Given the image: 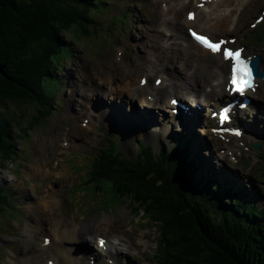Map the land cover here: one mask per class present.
I'll return each instance as SVG.
<instances>
[{
    "label": "rangeland",
    "instance_id": "rangeland-1",
    "mask_svg": "<svg viewBox=\"0 0 264 264\" xmlns=\"http://www.w3.org/2000/svg\"><path fill=\"white\" fill-rule=\"evenodd\" d=\"M165 2L166 0H107L108 11L94 14V22L83 30L90 37H82L77 27H71L67 37L62 35L72 56L69 61L64 60L54 67L55 76L59 79H56V86L49 90V95L55 94L58 97L51 107L52 113L42 119V123L35 125L44 114L40 99L32 96L25 97L24 103L0 104L1 118L11 120L22 128H30L25 134L19 133L21 139L13 142L16 150L14 158L0 162V188L12 191V199L17 206L15 209L7 207L4 214H0V264H20L27 259V264H90L88 260L94 262L95 255L91 258L79 256L86 247L79 238L72 236L73 231L76 233L82 226V231L90 241V248L98 255L95 263L100 260L103 261L102 264H151V256L157 253L156 237L158 225L161 224L154 210L152 209L150 217L144 210L135 212L129 204L133 202V197L120 200L111 193H94L91 185H81L85 180V170H81V167L86 163L85 159L105 146L103 141L112 137L111 134L118 139L121 149H125L133 141L135 149L131 157L135 158L136 149L138 150L137 142L134 143L137 140L136 134L132 135L131 141H125L118 134L120 129L113 130L111 121L105 118L100 121V110L97 108L102 101L101 108L114 115V109L125 99L123 96L126 95L124 90L127 85L144 81L143 84L148 82L152 89L159 88L160 84L157 85L156 81L160 79L166 84L167 98L171 97V101L174 99L182 106H191L189 101L183 104L181 100V95L185 94L182 90L185 81H192L190 86L202 85L205 89L214 87V84L223 85L226 81L228 67L225 65V74L221 77L218 61L186 41V27L182 31L185 35L183 38L176 27L166 28L163 23H157V18L168 15L165 10L161 11L165 9ZM187 3L188 0H185L186 6ZM220 10L225 11V15L229 17L224 25L213 28L215 18L219 17V13H214L213 9L207 14L209 20L203 24L205 28L194 26L191 29L203 30L210 36L223 39L224 46L242 48L244 56L260 52L254 56L260 57L264 67V0H234L232 3H224ZM120 12L129 17L126 21L125 15L122 16L121 25L112 16ZM122 31L125 32L124 35ZM204 63L214 67L213 78H204L209 74V70L202 69ZM163 78H167V81ZM173 84L177 85L174 87L175 91H171ZM96 90L101 91L98 97H95ZM153 92L156 93L154 90ZM248 95L252 101L251 109L236 114V120H242L241 125L234 120L226 128L233 131L231 126L237 127L243 132V136L235 135L240 141H229L242 144V150L251 156L252 162L238 157L227 148V141H222L218 135L212 132L202 133V129H199H215L216 119H206L205 123L208 124L205 127L196 125L189 138L193 137V144L197 138L208 148L220 149L218 157L214 158V167L218 171L202 172V164L197 160V177L210 179L217 185L223 181L235 183L232 184L233 188L242 190L246 200L260 210L264 208V165L254 158L255 152L250 144L256 139L252 136V129L258 130L254 117L264 121V84H257L254 93ZM214 97L217 96L205 100H220ZM208 105L205 103V106H200L203 116L209 114V108L206 111ZM210 109L217 111L216 107ZM156 110H160L157 113L160 116L164 107L158 105ZM126 112L124 103L123 113L127 118ZM166 115L164 114L166 118L171 119L169 113ZM175 128L180 130L173 123L167 124L173 143L178 137ZM124 129L125 127L121 130ZM262 130L263 126L260 133ZM51 134H54L53 140L47 142ZM142 135L145 136L144 133ZM263 140L264 137L261 141ZM148 141L154 143L156 149L162 145H172L163 141L158 144L153 137L145 140V143ZM202 155L208 157L205 152ZM223 155L226 156L225 160L222 159ZM214 176H220L221 179H214ZM50 192H54L53 209L41 212L39 201L42 200V194L48 193L47 200L51 201ZM140 208L143 209L142 206ZM58 218L66 221L69 231L65 233L64 241L59 243L57 241L63 228L62 224L57 225ZM53 228L56 232L54 239ZM45 240H48L47 244L44 243ZM107 240L115 241L118 256L110 258L102 251L98 242L107 243ZM50 241L56 243L50 245Z\"/></svg>",
    "mask_w": 264,
    "mask_h": 264
},
{
    "label": "trees",
    "instance_id": "trees-1",
    "mask_svg": "<svg viewBox=\"0 0 264 264\" xmlns=\"http://www.w3.org/2000/svg\"><path fill=\"white\" fill-rule=\"evenodd\" d=\"M100 10L108 11L107 0H0V104L24 103L25 97L32 96L40 99L44 114L35 125L42 123L51 114L56 96L49 95L59 79L54 67L72 56L62 35L77 27L82 37H90L83 30L90 27L92 16ZM122 16L126 20L125 13L114 16L119 25ZM28 130L0 117V162L14 158L13 142L21 139L19 133ZM183 138H178L170 151L161 147L158 156L139 143L143 149L140 157L147 156L143 167L153 171L156 180H152L184 203L169 196L177 211L174 221L151 194L141 195L121 181L126 175L107 158L106 151L100 150L91 164L83 166L90 175L85 183L93 184L100 192L105 189L104 194L112 192L117 198L133 197L134 204L142 206L150 217L154 210L161 224L159 251L151 258L152 264H264V208L258 210L249 204L231 185L198 179V164L191 160L186 145H181ZM109 142L108 149L119 154ZM261 151L264 162V145ZM128 177L135 179L138 175ZM12 196L11 190L0 188V214L7 207L16 208Z\"/></svg>",
    "mask_w": 264,
    "mask_h": 264
},
{
    "label": "bare ground",
    "instance_id": "bare-ground-1",
    "mask_svg": "<svg viewBox=\"0 0 264 264\" xmlns=\"http://www.w3.org/2000/svg\"><path fill=\"white\" fill-rule=\"evenodd\" d=\"M233 1L234 0H188L187 6H186L185 0H166L165 9H162L161 11L164 12L165 10V12H168V15L164 18H157V23L158 24L163 23L164 27L166 28H168V26L172 28L176 27L183 35L182 31L184 30L185 27L186 29H189L194 26H196L197 28H205L203 24H205L209 20L207 17V14H209V11H213L214 9V13H219L218 14L219 17L215 18V23L213 26V28L215 29V28H218L220 25H224V23L229 19V17L225 15V11L220 10L221 6L226 2L232 3ZM178 7H181V8L177 11ZM189 13L194 14V18L191 20L188 19ZM158 14H160L159 11H158ZM178 30L177 32L181 36ZM157 34H160V32ZM183 38H185V35H183ZM185 39H187L186 41L192 44L190 40L188 39L187 34H186ZM200 52H202L203 54L207 53L203 51L202 49ZM257 54H260V52H254L253 54L247 55V56H254ZM214 58H216V60L218 61L217 63L220 65L221 69H220L219 74H221V77H223L225 74V71H224L225 65H227L228 70H229V63L224 62L221 59L220 54L216 55ZM213 68L214 67H212L211 64L204 63L202 69L209 70V74L204 77L205 79L207 77H212V78L214 77L215 74H214ZM122 75L123 77H125L124 73H122ZM129 76L132 77L130 73H129ZM167 77L169 78V75ZM195 78L196 77H194V79ZM163 79L164 81H167V78H163ZM190 82H187V81L184 82L182 86V90L185 92V94L181 95V100L183 104L184 102L186 104V101H189L191 106L185 105L182 108L180 107V104H177V103L173 104L171 101L172 100L171 97H168V98L166 97L167 95L166 94V84L165 82L163 83L162 80L160 81L159 88L155 87L153 89L151 88L148 82H146V84H141V82L133 83L132 85L129 84L125 87V90H124L126 92V95L123 96V98L125 99L121 100L120 104L117 105V107L114 109V115L111 111L106 112L104 108H101L102 101L99 102V105L97 106V108L100 110L98 111V115L100 116V121H102L103 118L107 119L108 121H111V124L114 128L113 130H119V129L121 130L123 126H128L130 128V132L126 135L125 141H129V140L131 141L133 139L131 138L132 135L136 134L137 140H140L142 142H145V140H148L149 138L153 137L155 138V141L158 144H160L161 141H163L164 143L168 145L170 143L173 144L174 140H172V138L170 137L169 135L170 133L167 129L168 123H173L174 125L180 128H183L182 131L184 133L189 134L190 136L192 135V132L196 125H203V126L205 125V121L202 118V113H201L202 108L200 107V106H205V103L210 105V102L209 101L207 102L205 99H207L208 97L217 96L214 98H219L224 102L228 100L227 93L224 90L225 83L223 85L214 84V87H209V89H205L204 88L205 86H202V85L194 86V87L190 86L189 84ZM255 83L261 84V85L264 84V82L260 81L259 79H256ZM176 86H177L176 84H173L171 91H175L174 87ZM255 89H256V85L253 91H248L246 92V94L248 95L250 93H254ZM153 90L156 91V93H154ZM100 95H101V91L96 90L95 97L96 96L98 97ZM124 103H125V107L127 108V112H126L127 118L125 117L123 113ZM158 105H162L164 107L163 111L165 112V113L161 112L160 116H157V113L160 112V110H156V106ZM173 109L177 110L176 115L172 114ZM250 109H251V106L247 108V110H250ZM243 112L245 111L243 110ZM167 113H169V115L171 116V119H168L164 116V114L166 115ZM89 116L91 118L93 117L91 114ZM129 116L131 118H129ZM254 118L256 119V124L258 123L257 125L258 130L254 131V129H252L253 130L252 135L256 138L258 142H260L264 137V121L263 122L259 121L260 119L259 117H254ZM234 120L236 121V118L233 117L232 121ZM236 122L240 124V120ZM262 126H263V130L260 133ZM244 129H246V127H244ZM201 131L202 133L203 131L205 132L204 129H202ZM142 133H144L145 136H143ZM243 135L244 134H242V136ZM53 137H54V134H51L49 138L47 139V142H51L53 140ZM226 138L233 139L232 137H229V136H227ZM194 142L195 143L191 145L189 148L192 151L193 158H191V160L192 161L194 160L196 162L198 160L199 162H201L202 172H206V171L210 172L211 170H214V173H215L216 171H218L217 167H214V158L218 157L217 154L220 151V149L208 148L205 143H200L199 139L197 138H195ZM148 143H151V141H148ZM203 152H205L206 156L208 155V157L203 156L202 155ZM51 155H53V153ZM222 159L225 160L226 156L223 155ZM37 171L39 170L37 169ZM214 178L221 179L220 176H217ZM53 194L54 192H50V197L52 198L51 201L47 200L48 193L42 194V200L39 201V204L42 207V208H39L41 212H44L46 210L52 211L53 205H54L52 203L55 202V200L53 199ZM252 194L254 195L253 192ZM61 224H62L63 231L61 232L59 236L60 238L57 241L58 243L64 241L65 233L69 232L68 224L66 223V221L58 218L57 225H61ZM82 230H83V226L76 233H74L73 231V235H72L73 238H79L83 242L84 246L86 247V249L83 252H81V255L79 256L84 257V255H86L87 257L91 258L95 255L96 259H98V255L96 253L94 254V250L90 248V244H89L90 241L85 236V233ZM52 236H53V239L56 236V232L54 228L52 230ZM50 243L51 241L49 242V244ZM54 243L56 242H52L50 245ZM98 245L101 246L100 242H98ZM101 247H102L101 248L102 251H104L106 255H108L110 258L119 255L118 247L115 241L112 242V241L107 240V243H103ZM96 259L94 258V262L90 261V264H102L103 263V261L100 262V260L97 261V263H95ZM28 262H29V259L23 260L20 264H27ZM46 264H48V262ZM49 264H56V263L54 262V263H49Z\"/></svg>",
    "mask_w": 264,
    "mask_h": 264
},
{
    "label": "snow or ice",
    "instance_id": "snow-or-ice-1",
    "mask_svg": "<svg viewBox=\"0 0 264 264\" xmlns=\"http://www.w3.org/2000/svg\"><path fill=\"white\" fill-rule=\"evenodd\" d=\"M192 14H188V19L191 20ZM188 34L191 36L192 40L204 47L206 50L210 51L213 54L222 53V59L230 62L231 66V76L229 79V92L236 94H243L247 89H252L254 86L252 84V71L248 67V63L246 60L241 59V50L229 49L227 47H223L225 44L224 40H220L217 43L210 42L208 38H206L202 34H197L191 28L188 29ZM144 81H141L143 84ZM157 85L160 84V81H156ZM173 104L177 102L175 100L172 101ZM227 109H224L220 113V120H226ZM235 135H239V133H235ZM45 244L48 243V240L44 241ZM103 241H100L101 246L103 245Z\"/></svg>",
    "mask_w": 264,
    "mask_h": 264
},
{
    "label": "water",
    "instance_id": "water-1",
    "mask_svg": "<svg viewBox=\"0 0 264 264\" xmlns=\"http://www.w3.org/2000/svg\"><path fill=\"white\" fill-rule=\"evenodd\" d=\"M259 64H260V59L259 57H255L250 61V65L251 68L253 70V72L255 73V75L260 78L263 79L264 78V70L260 71L259 69ZM255 149H258V145H255ZM133 174L130 173V175H126L124 179H122L121 181H123L125 183L126 186L134 189V190H138L139 194H145V195H150L155 201L156 203H158V205L160 206V209L163 212L169 213L171 219L174 221V218L177 214V211L175 209V206L172 205V203L169 202V200L171 201L172 199H174L176 202L178 203H182L181 201H179L175 196H173L170 193L167 192V190L162 189L158 184H156L152 179H150L148 176L143 175V174H138L137 172H135V174L138 175V178H129L128 176H131ZM172 197V199L170 197ZM184 204V203H182ZM180 204V205H182ZM184 206V205H182Z\"/></svg>",
    "mask_w": 264,
    "mask_h": 264
}]
</instances>
